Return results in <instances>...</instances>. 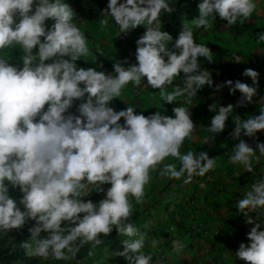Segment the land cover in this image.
Listing matches in <instances>:
<instances>
[{
    "label": "clouds",
    "instance_id": "9594fccd",
    "mask_svg": "<svg viewBox=\"0 0 264 264\" xmlns=\"http://www.w3.org/2000/svg\"><path fill=\"white\" fill-rule=\"evenodd\" d=\"M256 10L254 0H202L198 15L185 20L174 38L161 20L175 11L171 0H108L99 19L101 32L108 30L109 17L118 35L145 29L135 41L136 62L117 61L109 73L98 70L102 64H77L91 57L89 40L65 0H0V233L19 231L34 221L30 237L20 243L28 257L75 261L86 246L92 256L104 243L102 237L115 230L128 239L114 255L130 264H160L151 252L142 251L147 233L131 222L135 205L145 201L152 173L187 185L217 167V159L206 151L181 152L198 129L191 118L193 98L227 70V62L213 61L212 50L196 42L195 31L210 29L217 16L228 26L243 24ZM260 42L264 33L257 36ZM16 51L19 57L13 55ZM200 57L210 62L207 68ZM241 60L231 57L229 63ZM242 64L245 70L233 76L235 82L214 86L216 91L227 86L231 94L240 92V105L253 102L258 91L249 84L258 85L259 75ZM245 76L252 80L238 79ZM178 77L183 78L180 84L174 83ZM143 83L159 92L163 103L154 107L156 112L145 115L135 105L119 111L111 106L128 85L139 89ZM226 93H218L217 106L209 105L215 115L206 128L210 135L205 144L225 130L234 111ZM76 101L75 113L69 111ZM165 104L175 106L174 115L163 114ZM234 123L231 136L239 142L229 163L252 172L253 161L264 157V142L253 147L240 136L243 131L248 137H264L259 134L264 131V108L248 119L237 115ZM169 157L172 161L166 162ZM10 188L19 190V199L10 195ZM93 192L104 197L98 202L83 199ZM237 208L254 226L247 233L250 244L241 243L235 255L247 264H264V179L251 185ZM158 243L153 239L152 248ZM172 244L177 253L184 247L180 241Z\"/></svg>",
    "mask_w": 264,
    "mask_h": 264
},
{
    "label": "rangeland",
    "instance_id": "374dc122",
    "mask_svg": "<svg viewBox=\"0 0 264 264\" xmlns=\"http://www.w3.org/2000/svg\"><path fill=\"white\" fill-rule=\"evenodd\" d=\"M123 2V0H121ZM254 2L257 4V10L252 14V16L246 20L247 22H250L243 30V32L239 34L232 33L231 31L228 30H215L214 28L209 29V30H204V29H198L195 31V38L196 42L198 44H207L209 43L211 38L214 39V34H218L219 39L221 41L220 46L223 49H214L211 47L210 49L212 50V57H219L220 61L225 64L226 61L223 60V58L228 57V59H235L237 56L243 57L244 60H248L249 63L247 64V68H251L255 70L259 75H258V85L263 89L264 92V42H260L259 44L257 43V36L260 33H264V0H254ZM88 27H89V34L91 36V41L95 44L98 45L96 47L99 49V53L103 57H108V63H109V68L111 73L113 71V64L116 63L117 61H124L127 59L129 63H135V50H136V43L135 41L139 38L140 35L144 32V28L138 27L137 29L124 34L119 33L118 26L115 25L114 18L109 17V28L105 32H101L99 28V19L95 21L88 20ZM182 26L179 27H174L169 30L170 34L174 38L177 37L179 31L181 30ZM224 34V36H223ZM207 35V37H206ZM211 35V37H210ZM118 37H122L121 40H117ZM107 42L110 43V46H106ZM104 48V50H102ZM226 48V49H225ZM111 49L113 51H111ZM97 54L94 55V58H97ZM204 57H200L199 60H201ZM81 62V59L77 61V64L79 65ZM96 63H94L95 65ZM104 64H103V69L98 70H104ZM236 66L244 72L245 68L242 64V62H237ZM228 76V75H227ZM246 81H248L249 76H245ZM252 80V78H251ZM241 82L246 83L244 79H240ZM143 83L142 85H144ZM139 89H135L132 87V85H128L127 88L123 91V94H126L124 97L125 101L121 100L120 102V108L121 110L125 109L127 106H133L135 105L138 110V112H142L143 108H148L151 106L152 101L150 99L154 98V94L156 93L155 90H151L150 88H146L142 86ZM253 85V84H252ZM263 86V87H262ZM263 95L259 94L258 95V100L261 102L262 101ZM121 99V98H120ZM118 100V99H116ZM126 102V103H125ZM262 106L264 108V103H262ZM171 108L175 107L173 105H170ZM191 110V109H190ZM151 114V113H150ZM193 117V115H192ZM191 117V118H192ZM124 119L120 121L122 123ZM259 140L264 142V137H259ZM188 150H193V144H190L187 142V144H184L183 147L181 148V152H186ZM223 155L221 154L220 156L215 153H211L209 155L210 158H218L217 159V168H220L222 170L221 172H226L225 170L228 168V163L229 162H223L221 164V158ZM171 158V157H170ZM172 159V158H171ZM172 161V160H171ZM169 161V162H171ZM220 161V162H219ZM245 169V168H244ZM220 172V173H221ZM219 171L217 172V174ZM219 173V174H220ZM238 174H243V172H239ZM208 174L206 173L204 176H199V178L196 180L194 178L193 182L190 184H183L182 179L181 180H167L164 182V180H158V185L157 188L159 187L160 189V198L162 200H158L156 204L158 206L156 207L159 209L161 208V211H164L163 213H169L170 210L173 211H178L180 214H183L185 211H190L194 212L195 207H198L197 199L201 202V204H205V201L202 199L203 196L209 197L211 200L215 199L213 196L214 192L213 187L216 189L217 193L219 194V190L222 192L225 190L229 194H232L235 196L234 200V207L233 209H236L237 206V201H239L241 198H243L244 194L247 192V190H251V185L256 182V178H254V182L252 184L247 183L246 178H244V181H242L240 187H238L237 182L231 181L230 184H228L227 187L219 185V178L217 183H209L208 184ZM170 181V184H169ZM197 186L196 191L194 192V186ZM212 187V192L209 191V188ZM110 187V186H109ZM105 188V186H104ZM248 188V189H247ZM246 189V190H244ZM196 195L195 197L192 198V195ZM10 195L13 197L19 199L21 193L17 194L16 189H11L10 188ZM158 195V194H157ZM104 197V193H96L93 192L90 196L84 197L83 199H92L94 202H98L100 199ZM232 197V196H231ZM190 200H192L190 202ZM210 200V201H211ZM223 202V200H221ZM212 202V201H211ZM135 204V202L133 201ZM168 203V205H166ZM220 203V202H219ZM214 204L217 205V203L214 202ZM221 205V203H220ZM213 206V204H211ZM223 207H225L224 202L222 203ZM231 210L230 208L226 209L225 212L226 214L228 211ZM215 212L214 210H212ZM247 211V210H245ZM213 212H206L202 211L196 218L194 219V223L196 224V228H199L198 226H204L207 229V232H202L200 239L198 240L199 243L198 245L194 248L198 252H201L203 260L209 259V252L208 251V246L212 247V251L218 250L217 245L220 246V242L222 243V247L225 246L224 248L227 249V253L232 254L236 253V251L239 249V246L241 243H244L246 246L250 244V241L248 239L247 233L251 230V228L254 226V224L248 225L246 221L243 219L244 214L241 213V216L237 217L234 215L231 220H233V227L232 230L227 234L226 232V222L223 220V218L219 217L218 219V214L213 213ZM236 213L237 211L234 210L232 211L233 213ZM264 220V217L261 218ZM34 224V221H29L28 224L23 228L24 230L21 232V230L17 231L15 229L9 231L7 234L0 233V242H5V243H10L15 237H17L20 233L23 234V237L25 240H27L30 237V233L28 231V228L31 227ZM220 228L221 233L219 236L216 238V235L211 234L214 232L213 228ZM261 227L264 229V223H262ZM216 234V233H215ZM223 236V237H222ZM186 238H184V243L186 241ZM184 248V247H183ZM185 251L192 254L191 249H188V247H185ZM204 256V257H203ZM200 257V256H199ZM196 256V261L197 258ZM222 260V255L218 257V263L223 264L224 262L230 263L231 259L230 258H224V261ZM50 262H55V260H49ZM196 261L194 264H196ZM178 264H180V260L177 261ZM233 263V261H232ZM186 264V263H184ZM197 264H200L197 262Z\"/></svg>",
    "mask_w": 264,
    "mask_h": 264
},
{
    "label": "trees",
    "instance_id": "16d2710c",
    "mask_svg": "<svg viewBox=\"0 0 264 264\" xmlns=\"http://www.w3.org/2000/svg\"><path fill=\"white\" fill-rule=\"evenodd\" d=\"M65 2L69 3L74 10L77 13V20L78 26L82 28V30L85 32V35L88 37L89 40V47H90V58L87 60L81 58V62L79 66L82 67H95L99 64H104V70L106 72L110 71L109 63H108V57H103L101 54L96 50V47L98 45H95L91 41V36L89 34V27H88V20L95 21L97 19L102 18V11L106 9L108 0H65ZM202 0H171V6L175 8V11L171 14H165L162 15L161 20L163 25V28L166 30H169L174 27L183 26V22L185 20L191 21L192 18L196 17L198 15V5L201 3ZM49 26L51 25V21L47 22ZM250 22H247L246 20L243 22V24L240 23V21H237V24L234 26H228L226 21L220 20L217 16V19L213 22V26L210 28H214L215 30H228L232 33L239 34L243 32L244 28L249 24ZM200 30V29H199ZM209 30V29H208ZM218 34H214V39H216ZM211 37V35H210ZM122 37H118L117 40H121ZM106 46H110V43L107 42ZM104 50V48L102 49ZM111 51H113L111 49ZM20 52L16 51L13 53L15 57L20 56ZM97 54V58H94V55ZM14 63L17 61H13ZM94 63H96L94 65ZM117 98H115L111 106L117 109V104L115 102ZM118 103L120 102L117 101ZM79 101H76L74 104V107L70 109L69 111H72L75 113L76 111V105H78ZM115 103V104H114ZM123 118H121L122 120ZM224 157L227 158V156H230L232 154V147L228 145L223 149ZM222 159V158H221ZM211 172H218L222 171L219 168H215L214 170H210ZM227 171V169L225 170ZM229 171V168H228ZM227 171V172H228ZM218 173V174H219ZM224 172H221L220 174H223ZM247 175L248 180L247 183H253V171L248 172L247 170L244 171L243 174H238L236 178L243 179V177ZM196 180L199 177H195ZM170 184V181H169ZM223 186V185H222ZM194 192L196 191L197 186H194ZM246 190V189H244ZM17 194H19V190L16 189ZM154 192V190H153ZM158 194V195H157ZM160 189L159 187L155 189V194H147L145 196V201L142 205H135L134 215L132 217L131 222L137 226L141 231H144L147 233V237L145 240V247L142 251L145 253L151 252L153 254V261L155 262L157 259L160 261V264H178L177 261L180 260V264H194L196 261V256H200L197 259H200V264H219L218 263V257L220 254L222 255V260L224 261V258H230L231 262L223 264H247L246 261H243L236 257L234 253L229 254L227 253V249H225V246H221L222 243L220 242V246L217 245V251H212V247L208 246L209 259L202 258L201 252H198L196 249H194L198 243L200 236L202 232H207V229L204 226H198L199 228H196V224L194 223V219L196 216H198L197 212L194 210V212L185 211L183 214H180L178 211L170 210L169 213H163L164 211H161V208L157 209L156 207L158 204V200H162L160 198ZM157 196V198H152L153 196ZM196 195H192V198ZM206 197V196H205ZM192 200H190L191 202ZM214 202H208V204H213ZM168 205V203H166ZM218 205H220L218 203ZM216 205V206H218ZM154 206V207H153ZM214 206V205H213ZM212 206V207H213ZM153 207L154 210L150 211V208ZM209 207V208H212ZM214 208V207H213ZM214 210V209H213ZM236 211H239L238 208H236ZM155 213V220L151 224L149 221L150 216ZM197 213V214H196ZM237 213V212H236ZM233 214L232 217H234ZM254 213V212H252ZM237 217L241 216V212H238ZM231 217V219H232ZM262 218V217H261ZM226 220V221H225ZM224 221L226 222V232L227 234L232 230L231 226L233 227V220H230L232 222V225L228 224V218H226ZM148 223L150 224L149 228H145L144 225ZM172 228L173 230H169ZM263 229V228H262ZM24 229H21V232ZM214 232L211 234L216 235V238L221 233L220 228H213ZM216 233V234H215ZM42 235H45L42 233ZM186 238V241L184 243V238ZM104 240V243L100 246H98L94 250V254L92 256L88 255L89 246H86L84 249L81 250V252L78 254L77 259L75 261H55L50 262L48 261H42L39 260L36 257H28L26 255V251L20 247V243L24 241L23 234L20 233L17 237H15L10 243L0 242V264H130V261H128L123 256H116L114 255L115 252L123 251V244L122 241L124 239H128V237L119 235L115 230H113L112 234L108 237H102ZM156 239L159 241L156 248H152V240ZM180 241L184 245V248L180 252L173 251V244L172 242ZM13 246H15V250L11 251L13 249ZM185 247H188V249H191V253L188 254V252L185 251ZM11 251V255H9V252ZM187 253L188 255H185ZM113 255V256H110ZM130 255H134L130 253ZM192 257V258H191ZM204 257V256H203ZM233 261V263H232ZM238 261H240L238 263Z\"/></svg>",
    "mask_w": 264,
    "mask_h": 264
},
{
    "label": "crops",
    "instance_id": "0c3cea01",
    "mask_svg": "<svg viewBox=\"0 0 264 264\" xmlns=\"http://www.w3.org/2000/svg\"><path fill=\"white\" fill-rule=\"evenodd\" d=\"M223 36H224V34H223ZM206 37H207V35H206ZM216 37H217L216 39L211 38L210 40H212V41H210L209 43H207L205 45H207L209 48L213 47L214 49H216V48L217 49H223L220 46L221 41L217 40V39H219V37L218 36H216ZM228 57H230V56H228ZM228 57H225L223 59L227 62L226 63V69H227L226 73L221 72L220 74L216 75L215 77H212L213 78V87H209L207 85L204 86V88L197 93V96L193 98L194 106H192L190 108L191 109L190 111L193 115L192 119H193L194 123L197 125L198 129L193 134V138L190 140H186L184 143V144H187V142H188L189 145L193 144V151H206L208 153V155H210L211 153H215V154H218L220 156L222 154L223 158L220 160L221 164L223 162H229V157H230V156H227V158L224 157L225 155L223 154V149L225 147H227L228 145L233 147L236 143L239 142V140L233 139L231 136V133H232L233 129L235 128L234 117L238 115L241 117V119H248L251 116L259 115L260 109L263 108V106H262V103L258 100V95L261 94L264 97L263 89L261 87H259V85H252L253 83H251L249 85L250 86H256L258 94L253 97L252 103H245L243 105L238 104V101L241 99V93L240 92L236 91L235 94H231L229 91V88L227 86L223 87L219 91L215 90L214 86L216 84L224 83L229 79H231L233 82H235L236 78L233 76H235V75L241 76L242 75V72H243L242 69L239 68V71L241 70L239 72L237 70L238 67L236 66L235 62L229 63ZM212 58L214 61V60H217V58H219V57H212ZM240 58L242 59L241 60L242 63H245V64L248 63L247 62L248 60H244L243 57H240ZM200 63H201V66L203 68H207L208 65H210V62H208L206 58H202L200 60ZM182 79H183L182 77H178L174 83L180 84ZM238 79L240 80V78H238ZM244 81L246 82V79H244ZM142 86H144L146 88L148 87L146 85V83ZM148 88H150V87H148ZM151 90H153V89H151ZM223 91L227 92L225 95L229 97V103L234 105V111H233V113L230 114V116L226 122L225 130L219 134H216L214 139H212L211 141H209L208 143L205 144L204 140L207 137H209V135H210L206 131V128L208 126V123H209L211 117L213 115H215V112L209 111V105L213 104L214 106H217V100H218L217 98L219 97L218 93H222ZM155 92L156 93L154 94V98L150 99L152 101L151 106L148 108H143L142 112L145 115H149L150 113L152 114V113L156 112L158 109H156L154 107H161L162 106L163 102L160 100L159 92L157 90H155ZM125 95L126 94H123V92H122L121 97H120L121 99L119 98L118 100H115V102L117 104V109H118L117 111L121 110L120 102H121V100L125 101V98H122ZM119 100H120V102L118 103L117 101H119ZM170 105L171 104H165V108H164V110H162L163 114L170 115V116L174 115V113L172 112L173 108H171ZM136 111H137V113H139L137 109H136ZM123 123H124V120L122 121V124ZM240 139L245 140L247 143H249L253 147H255V145L258 141L262 142L261 140H259V137L245 136L243 134V131L241 133ZM257 154H259V153H257ZM216 159H218V158H216ZM171 160L172 159L169 157L168 160H166V162H169ZM220 168H222V166ZM228 168H229V171H228ZM228 168H227L228 172L226 171L223 174H217L216 172L209 171L207 173L208 174L207 176L209 178L208 184L210 182L211 183H214V182L217 183L218 178H219V185L220 184H221V186L223 185L222 188L227 187L228 184L231 183V181L237 182L238 187L241 188L240 185H241L242 181H244V178H246V180H248L247 175H245L243 177V179H239V178L237 179L236 176H237V173H239V172L244 173V171H246V169H244V167L239 165V164H231V163H228ZM253 176L256 178V180L264 179V157H261L259 163H256L255 161H253ZM158 180H164V182H166L168 179L164 178V177H160L158 175V172H153L152 173V180L146 188V195L149 193L155 194V189L158 185ZM250 184H252V183H250ZM104 186H105V189H107L110 185H104ZM212 187L213 186L211 185V187L209 188V191L211 190L210 192H212ZM213 189H214L213 191L216 192V193H213V196L215 199L211 200L209 197L203 196L202 199L205 201V204H201V205H200L201 202L199 201V199H197L198 207H195L194 210L199 214L202 211H206L208 213L209 212L211 213V212H213L212 210L214 209L215 212H213V213L218 214V219H217L218 221H219V217L223 218V220L228 218L229 221H228L227 225H232V222H230V220H231V217L233 216V214H235V212L232 214V211L236 210V209H233V208H235L234 207L235 205L233 202L235 200L236 195L233 196L232 194H229L225 190L223 192L221 190H219V194H218L214 187H213ZM153 190H154V192H153ZM247 191H249V189ZM152 198H157V196H153ZM210 200L212 202L217 203V205L219 202L221 203V205L224 202L225 207H223L221 205L216 206V204L213 203V205H214L213 206L214 208H213L211 206V204H208V202L209 203L211 202ZM221 200H223V202ZM153 207L150 208V211L154 210ZM209 207H212V208H209ZM228 208H230L231 210H229L228 213L226 214L225 210ZM236 208H237V206H236ZM238 212H240V211H237L236 215H238ZM248 215L253 216L255 218L256 213L249 212ZM243 219L246 221L247 217L244 215ZM149 220H150L149 222L152 224L153 221L155 220V213L150 216ZM248 225L251 226V224H248ZM231 229H232V226H231ZM169 230H173V229L170 228ZM185 255H188V254L186 253ZM188 257L190 258L189 255H188ZM240 261H238V263ZM197 262L200 263V259H197L196 264H197Z\"/></svg>",
    "mask_w": 264,
    "mask_h": 264
},
{
    "label": "built area",
    "instance_id": "2783aa9c",
    "mask_svg": "<svg viewBox=\"0 0 264 264\" xmlns=\"http://www.w3.org/2000/svg\"><path fill=\"white\" fill-rule=\"evenodd\" d=\"M259 134L264 135V131H260Z\"/></svg>",
    "mask_w": 264,
    "mask_h": 264
}]
</instances>
